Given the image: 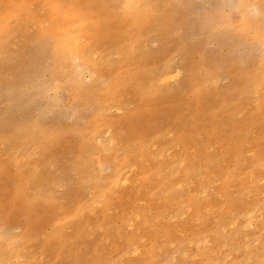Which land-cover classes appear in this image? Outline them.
I'll return each instance as SVG.
<instances>
[{"label": "rangeland", "instance_id": "rangeland-1", "mask_svg": "<svg viewBox=\"0 0 264 264\" xmlns=\"http://www.w3.org/2000/svg\"><path fill=\"white\" fill-rule=\"evenodd\" d=\"M0 264H264V0H0Z\"/></svg>", "mask_w": 264, "mask_h": 264}]
</instances>
